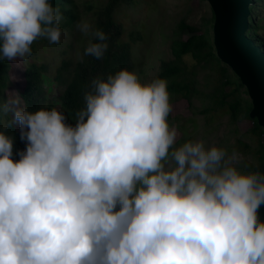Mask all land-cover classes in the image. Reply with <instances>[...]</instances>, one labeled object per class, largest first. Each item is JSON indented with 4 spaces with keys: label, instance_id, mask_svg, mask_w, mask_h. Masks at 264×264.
<instances>
[{
    "label": "clouds",
    "instance_id": "1",
    "mask_svg": "<svg viewBox=\"0 0 264 264\" xmlns=\"http://www.w3.org/2000/svg\"><path fill=\"white\" fill-rule=\"evenodd\" d=\"M62 19L50 0H0V60L59 43ZM76 27L103 58L105 33ZM171 110L164 79L125 68L90 82L74 125L0 98L25 141L14 159L0 130V264H264V172L202 140L176 146Z\"/></svg>",
    "mask_w": 264,
    "mask_h": 264
},
{
    "label": "rangeland",
    "instance_id": "2",
    "mask_svg": "<svg viewBox=\"0 0 264 264\" xmlns=\"http://www.w3.org/2000/svg\"><path fill=\"white\" fill-rule=\"evenodd\" d=\"M71 1L76 5L79 18L72 26L61 29L59 43H50L46 38H39L34 42L33 53L25 61H10V85L4 91V100L19 95L23 86L24 68L35 62L45 66V108L55 107L59 110L57 97L63 85L56 80L57 69L63 59L73 63L79 59L80 47L86 35L80 32L76 25L85 20L92 26L93 11L101 7L106 0ZM88 6H91V9ZM211 12L206 0H130L121 3L114 17L123 26L122 39L131 41L130 33L141 36V39L131 41L130 71L136 73L141 82L156 78L160 61L172 57L169 43L179 21L184 19L186 23L200 26L202 18L208 17ZM258 15L264 22V6L259 8ZM187 36L188 33L184 31L182 38ZM183 60L195 73L199 93L188 99L169 94L172 110L168 122L177 131L176 146L187 140H202L206 147L215 144L225 149L229 155L237 153L240 159L236 166L241 171H247L249 164L257 165L259 142L264 141V138H258L251 131V118H242L233 124L227 114L220 115L221 109L215 107L213 100L209 98L219 85L217 72L210 64H195L189 55L184 56ZM21 106H24L22 100ZM2 123L11 125L13 130L19 133V126L11 123V114L3 116ZM238 139L248 144L247 151L239 147Z\"/></svg>",
    "mask_w": 264,
    "mask_h": 264
},
{
    "label": "trees",
    "instance_id": "3",
    "mask_svg": "<svg viewBox=\"0 0 264 264\" xmlns=\"http://www.w3.org/2000/svg\"><path fill=\"white\" fill-rule=\"evenodd\" d=\"M130 0H106L105 3L93 11L92 30H102L107 36V49L103 58L97 59L93 56H85L84 50L90 41L97 42L92 37L91 32L83 39L80 47V57L76 62L63 59L57 69L56 80L63 85L58 94L59 110L66 116V122L75 124V113L84 107V92L89 89L90 82L96 78H105L108 74H114L119 69H131V43L141 39L138 34H129L131 41L122 39L123 26L116 21L114 13L121 3ZM263 2V4H261ZM53 7L59 8L63 16L60 28L72 26L79 18L76 5L71 0H50ZM264 6V0H253L250 5L249 26L246 35L253 42L260 46L264 52V22L258 15L259 8ZM91 9V6H88ZM212 12L208 17L202 18L200 26L186 23L180 20L177 30L169 43L171 58L161 60L159 71L156 77L167 82L169 94L179 95L186 99L198 94L196 87L195 73L185 64L183 57L189 55L195 64L203 62L211 67L218 74L219 85L215 87L209 96L213 100V105L221 109L220 115L227 114L229 121L233 124L242 118H249L251 108L250 99L244 86L233 71L222 63L215 54L212 44ZM186 31L188 36L182 38V33ZM34 51V43L31 46ZM31 53V54H32ZM81 57L83 59L81 60ZM192 68V67H191ZM44 65L35 62L29 63L23 71V86L19 91V96L23 105L29 111L45 108L46 92L44 87ZM10 61L0 60V98L4 99V91L10 85ZM218 92V93H216ZM227 98H229L227 100ZM170 114L168 116V120ZM253 127L251 131L260 138H264V129L257 124L256 119H250ZM0 130L5 131L13 138V158L18 159L17 153L25 149V141L20 139V133L13 130L11 125H3L0 117ZM240 148L247 151L248 144L238 139ZM245 151V152H246ZM258 164L248 166L247 171H260L264 155V141L259 142L257 150Z\"/></svg>",
    "mask_w": 264,
    "mask_h": 264
},
{
    "label": "water",
    "instance_id": "4",
    "mask_svg": "<svg viewBox=\"0 0 264 264\" xmlns=\"http://www.w3.org/2000/svg\"><path fill=\"white\" fill-rule=\"evenodd\" d=\"M212 11V44L239 78L251 102L249 117L264 129V52L246 35L253 0H206ZM264 172V155L262 169ZM259 216L264 220V204Z\"/></svg>",
    "mask_w": 264,
    "mask_h": 264
}]
</instances>
